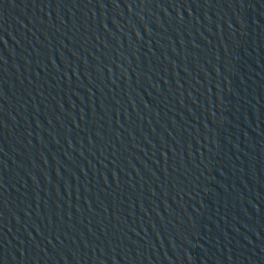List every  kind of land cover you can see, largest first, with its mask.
<instances>
[{"label":"water","instance_id":"water-1","mask_svg":"<svg viewBox=\"0 0 264 264\" xmlns=\"http://www.w3.org/2000/svg\"><path fill=\"white\" fill-rule=\"evenodd\" d=\"M0 264H264V0H0Z\"/></svg>","mask_w":264,"mask_h":264}]
</instances>
